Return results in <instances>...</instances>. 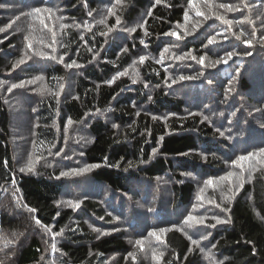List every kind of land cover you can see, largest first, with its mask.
<instances>
[{
	"label": "trees",
	"instance_id": "obj_1",
	"mask_svg": "<svg viewBox=\"0 0 264 264\" xmlns=\"http://www.w3.org/2000/svg\"><path fill=\"white\" fill-rule=\"evenodd\" d=\"M0 29V264H264V0H0Z\"/></svg>",
	"mask_w": 264,
	"mask_h": 264
},
{
	"label": "snow or ice",
	"instance_id": "obj_2",
	"mask_svg": "<svg viewBox=\"0 0 264 264\" xmlns=\"http://www.w3.org/2000/svg\"><path fill=\"white\" fill-rule=\"evenodd\" d=\"M117 2H120V0H117ZM156 2L159 3L160 0H156ZM190 6H192V0H190ZM218 7H219V8L226 9V10H228V11H232L233 8H234L235 6L232 5V4H228V3H221V4L218 5ZM237 10H238V9H237ZM42 12H47V13L51 14L52 9H51V8H44V9H41V8H39V7H36V8H33V9L31 10L30 13H25V15L32 16V15L35 14L36 16H39V14H41ZM149 14H150V13H149ZM197 15H202V13L197 12ZM187 18H188V17H187V13H186V14H185V19H187ZM217 19H223V18H222V17H217ZM41 23L44 24V21L41 20ZM117 23H119V20H117ZM224 23H226V24H228V25H231L232 21H230V20H224ZM45 27H47V25H45ZM61 27H62V28H66V27H68V26H67V25H61ZM85 27H87V25H85ZM3 30H4V29H0V31H3ZM131 31H135V29H131ZM168 35L177 36V34H176L175 32L168 33ZM241 35H243V33H241ZM29 38H30L29 36H25V37H24L25 40H29ZM177 38L179 39L180 37L177 36ZM236 38H237V39H240V36H237ZM254 38H255V36H254V34H253V39H254ZM262 39H264V37H262ZM53 42H55V41H53ZM142 43H143V41H142ZM208 43H209V44H214V43H216V38L213 37L212 39H210V40L208 41ZM244 43H245L246 45H248V46H251V45H252V39L245 40ZM28 47L31 48V43H29ZM167 51H168V49H165V52H167ZM247 54L250 55L251 53H247ZM41 55H43V54H41ZM185 55H186V56H190L191 53H186ZM234 55H235L234 52H229V53H227V57H228V58H231V57L234 56ZM48 58H50V59H54L55 57H48ZM184 58H185L184 56L177 57V59H184ZM145 59H146V57H140V61H141V63H142ZM192 59L195 60V59H197V58H196L195 56H192ZM60 60H61V62H62L63 57H61ZM204 60H205V57H204V56H201V57L199 58L198 62H199L200 64L203 65V64H204ZM19 62L22 63L23 61L21 60V61H19ZM220 62H221L220 60H216V61H215V63H220ZM224 62H226V60H225ZM66 66H67L68 68H71V67H73V66H75V67H80V65H78V64L76 63V61H74V60H73L71 63H69L68 65H66ZM121 74H123V73H121ZM190 78H191V77H184V76H181V77H180L181 80H184V79H190ZM37 79H42V78H41V77H38ZM133 83H135V80H133ZM22 86H23L22 84H20V85L12 84L7 90H8L9 92H11L12 89L17 88V87H22ZM154 119H155V117H154ZM72 123H73V122L71 121V119H69V120L67 121V125H71ZM153 154H155V150H154ZM256 155H257L256 153H252V154H249V156H240V157L238 158V160L236 161V164L239 166V164H240L241 161H245V160L252 159V158L255 157ZM259 155H260V156H264V149H260ZM117 166H118V165H117ZM33 167H34V165H33V161L30 159L29 162H28V164H27L25 167H22V168L20 169V171H21V172H24V171H29V172H31V171H33ZM91 167H98V165H92V166H88V167L83 168V169H78V170H73V171H74L75 173L79 174V173H82V172H84V171L89 170V168H91ZM68 174H69V173H62V175H68ZM232 175H233L232 173H229V174H228V176H232ZM207 183H208L209 185H211L213 182H212L211 180H209V181H207ZM241 186H242V185H241ZM62 203H66L67 206H70V207H73V208H78V207H79V203H78V202H74V201H71V200H69V201H67V202H62ZM58 206H59V205H58ZM216 219H217V223L226 222V221H221V220H219L218 218H216ZM188 221H196L197 223H203V220H202V219H198L197 217H194V216H189V217L187 218V221H186L185 223L187 224ZM36 223L39 224L40 221L37 220ZM45 227H46V226H45ZM46 230H47L48 232H51V231H52L51 228H47V227H46ZM93 231H97V229H93ZM159 231H160V232H165V231H167V229H160ZM55 235H60V233H56ZM150 235L156 236L157 233H156L155 231H153L152 233H150ZM189 238L191 239V237H189ZM205 238H206V237H205ZM136 243L139 245V244H141L142 242H141V241H136ZM191 243H192L193 245H199V241L196 240V239H191ZM51 247H52V251L55 252V251H56V245L53 244ZM189 251H191V249H189ZM202 251H203V250H202ZM130 255H132V254L130 253ZM161 255H162V254H161ZM205 255H206V257H207L209 260L212 259V254H211L210 252L205 253Z\"/></svg>",
	"mask_w": 264,
	"mask_h": 264
},
{
	"label": "rangeland",
	"instance_id": "obj_3",
	"mask_svg": "<svg viewBox=\"0 0 264 264\" xmlns=\"http://www.w3.org/2000/svg\"><path fill=\"white\" fill-rule=\"evenodd\" d=\"M13 109V133L17 141L22 145L24 141L28 138V129L24 125L25 118L23 116L25 112L26 103L20 97L13 98L10 100ZM70 187V186H69ZM148 249V246H146ZM45 264H53L50 259L46 260Z\"/></svg>",
	"mask_w": 264,
	"mask_h": 264
},
{
	"label": "bare ground",
	"instance_id": "obj_4",
	"mask_svg": "<svg viewBox=\"0 0 264 264\" xmlns=\"http://www.w3.org/2000/svg\"><path fill=\"white\" fill-rule=\"evenodd\" d=\"M240 2V1H239Z\"/></svg>",
	"mask_w": 264,
	"mask_h": 264
}]
</instances>
